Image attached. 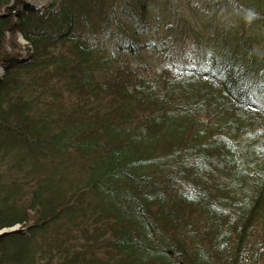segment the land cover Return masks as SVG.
I'll use <instances>...</instances> for the list:
<instances>
[{
  "label": "trees",
  "instance_id": "1",
  "mask_svg": "<svg viewBox=\"0 0 264 264\" xmlns=\"http://www.w3.org/2000/svg\"><path fill=\"white\" fill-rule=\"evenodd\" d=\"M222 5L0 0V264H264V0Z\"/></svg>",
  "mask_w": 264,
  "mask_h": 264
},
{
  "label": "rangeland",
  "instance_id": "2",
  "mask_svg": "<svg viewBox=\"0 0 264 264\" xmlns=\"http://www.w3.org/2000/svg\"><path fill=\"white\" fill-rule=\"evenodd\" d=\"M42 1H45V0H42ZM221 1L222 0H218V3L220 4V7L217 8L218 9V12H219V15L221 16V18L226 16L227 19H228V16H229V23H233L234 22V19L233 18L231 19L232 11L230 10V8H234V7H231L230 5H229V7H223L224 5L221 6ZM46 2L47 1H45V3ZM227 4H229V3L227 2ZM22 43H24V41H22ZM15 228H16V226H14V227H12V228H10L8 230H14ZM1 232L2 231H0V233Z\"/></svg>",
  "mask_w": 264,
  "mask_h": 264
}]
</instances>
